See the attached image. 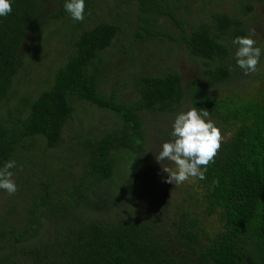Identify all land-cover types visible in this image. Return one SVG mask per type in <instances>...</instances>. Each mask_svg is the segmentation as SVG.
Instances as JSON below:
<instances>
[{
	"label": "trees",
	"instance_id": "obj_1",
	"mask_svg": "<svg viewBox=\"0 0 264 264\" xmlns=\"http://www.w3.org/2000/svg\"><path fill=\"white\" fill-rule=\"evenodd\" d=\"M66 2L11 0L12 12L0 17V167L16 162L12 196L23 201L0 215V264H264V38L251 31L262 26L252 12L264 0L224 9L209 0H85L83 21ZM101 11L110 20L95 21ZM45 31L70 51L47 67V85L19 89ZM238 36L262 50L255 73L236 62ZM149 45L167 58L151 71ZM174 47L191 75L171 61ZM108 69L125 78L106 93ZM80 100L117 123L77 138L72 155L49 153L65 141ZM192 107L207 109L225 138L205 179L172 184L176 196H163L168 174L155 157L174 139L176 116ZM147 163L160 180L139 190Z\"/></svg>",
	"mask_w": 264,
	"mask_h": 264
},
{
	"label": "rangeland",
	"instance_id": "obj_2",
	"mask_svg": "<svg viewBox=\"0 0 264 264\" xmlns=\"http://www.w3.org/2000/svg\"><path fill=\"white\" fill-rule=\"evenodd\" d=\"M211 2V6L214 9H224V8H228L229 7V1H233V0H209ZM201 2L198 1L195 4L192 5V7L197 8V6H200ZM256 7L254 9V11L252 12L254 16H256L259 20L261 18L264 19V7L260 6L257 4H255ZM106 7H103V12L106 11ZM195 11L197 12L198 15H194L196 17L203 16L205 15L204 12H199L198 10L195 9ZM98 12L94 15V18L96 19L95 21H97L101 16L103 17V19L105 20H110V16L106 13ZM101 19V18H100ZM91 24H89L88 26H90ZM264 25V23H263ZM264 27V26H263ZM253 29L256 32H259V30H261V27H255L253 26ZM255 32V33H256ZM260 33V32H259ZM45 36H47V38H44ZM60 36L57 33H53L52 31H45L44 36L42 38H39V40H37V43L35 44V51H33L31 54H27L26 59H29V63H31V66L27 67L28 68V73L26 75V81H21L18 82V88L19 89H28V90H37L38 88H42L45 85H47L46 83H44V80L46 79V76L49 75L48 69L50 66L53 67H57L59 64H62L66 57L68 52L70 51V47L68 44L57 41ZM42 39V41L39 43V41ZM47 40V41H45ZM45 41V43H44ZM261 44L263 46L264 44V40H261ZM42 45L47 46L46 49V54H42L40 52ZM120 44L118 42L113 43L107 54H111L112 52H115L117 49H119ZM175 48V47H174ZM178 48H175L174 51L172 52V56H171V61H175L174 63L177 65V67L181 70L182 73L184 74H192L193 70H192V65L190 63H187L188 61L185 59L186 57H179V51L177 52ZM157 49L152 46L149 45L147 50H144L143 53V57H150V62L146 63L144 65V68L148 71H151V65L153 64H159L161 63V60L166 61L167 58L163 57H157L156 54L157 53H161L162 55H164V50L165 48H161L160 51H156ZM264 52V51H263ZM109 56V55H106ZM119 57V61L118 64H121L120 62H122V58L121 54L118 55ZM264 65V53H263V58H262V62H261V66L263 67ZM116 67V65H115ZM108 77H109V81L107 85H104L106 88V93L109 92L110 86L115 85L116 83L118 84L119 82H123L124 81V75L121 76H114L111 69H108ZM118 81H116V80ZM264 85V79L261 83L258 84V87H262ZM250 89H245V93H249ZM251 92H257L256 88L251 87ZM73 113H72V117L71 120L65 125L64 129H63V136L65 138V141L61 144V146H59L56 149H50L48 150L49 153H58V152H63L64 155L69 154L72 155V150L71 148H75L73 147L75 144L78 145V140L77 138H79V140L85 136L89 134V131H92L93 133H97L100 131H103L105 129H108L112 126H114L117 121L114 118L113 114H111L109 111L98 108L94 105H91L87 102L84 101H76L73 104ZM148 117V116H147ZM42 145H44V143H42ZM69 162H74L73 160H67ZM154 167V163L150 165V163H147L146 166L145 164L143 165V171L144 173L142 174L141 178L138 181V184L136 185L137 188L142 189L145 185H150V184H155L160 180V177H156L152 171L150 169H152ZM166 177H163V185L161 184V187L163 189V196H165L169 191H172V184L171 183H167L166 182ZM182 186L180 185H176V187ZM167 191V193L165 194V191ZM172 195L176 196V192L175 190L172 191ZM5 199H7V203L5 202ZM13 201L15 202V209L20 210V205L23 203V201L20 198H15L12 195H9L6 191H4V194H0V215L1 214H5L8 206L10 205V202ZM13 209V208H12ZM15 217V216H14Z\"/></svg>",
	"mask_w": 264,
	"mask_h": 264
},
{
	"label": "clouds",
	"instance_id": "obj_3",
	"mask_svg": "<svg viewBox=\"0 0 264 264\" xmlns=\"http://www.w3.org/2000/svg\"><path fill=\"white\" fill-rule=\"evenodd\" d=\"M64 8L72 19L83 21L85 0H67ZM11 12V0H0V17H6ZM251 31L254 33L255 30ZM233 43L239 46L235 57L244 74L257 72L262 50L256 46L252 36H238ZM209 115L207 109L192 107L176 116L170 134L174 139L164 142L155 157L162 170L168 174L167 183L176 186L190 178H206L207 167L214 163L225 138L221 129L211 119H206ZM14 167V160H9L0 167V189L7 191L9 195H14L18 190L10 171Z\"/></svg>",
	"mask_w": 264,
	"mask_h": 264
},
{
	"label": "flooded vegetation",
	"instance_id": "obj_4",
	"mask_svg": "<svg viewBox=\"0 0 264 264\" xmlns=\"http://www.w3.org/2000/svg\"><path fill=\"white\" fill-rule=\"evenodd\" d=\"M260 21L262 22L261 30H259L260 33L256 32L255 34H256L257 37H260V38L263 37L264 38V27H263L264 26L263 25L264 19L261 18ZM261 40H262V38H261ZM263 49H264V44H263Z\"/></svg>",
	"mask_w": 264,
	"mask_h": 264
}]
</instances>
